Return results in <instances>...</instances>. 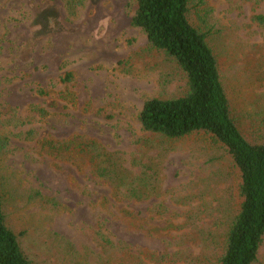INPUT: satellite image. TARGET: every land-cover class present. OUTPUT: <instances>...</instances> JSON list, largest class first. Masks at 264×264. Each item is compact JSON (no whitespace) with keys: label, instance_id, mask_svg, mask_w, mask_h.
I'll list each match as a JSON object with an SVG mask.
<instances>
[{"label":"rangeland","instance_id":"obj_1","mask_svg":"<svg viewBox=\"0 0 264 264\" xmlns=\"http://www.w3.org/2000/svg\"><path fill=\"white\" fill-rule=\"evenodd\" d=\"M204 1L232 116L260 142L264 26L253 17L264 0ZM135 9L136 0H0V189L7 224L35 264H218L239 174L208 135L142 131L143 103L182 95L185 78L131 26ZM73 135L155 193L131 199L127 180L114 200L117 181L97 177L90 155L52 153ZM255 264H264V237Z\"/></svg>","mask_w":264,"mask_h":264},{"label":"trees","instance_id":"obj_2","mask_svg":"<svg viewBox=\"0 0 264 264\" xmlns=\"http://www.w3.org/2000/svg\"><path fill=\"white\" fill-rule=\"evenodd\" d=\"M208 7L204 0H136L131 26L145 35L152 49L172 58L185 78L182 95L146 100L138 120L142 131L157 134L165 140H180L201 133L223 147L239 174L240 202L221 237L223 250L217 263L255 264L264 237V136L260 142L251 143L242 135L232 116L217 56L208 42L213 35V26L207 19ZM192 18L198 23L193 24ZM253 21L264 26V15L254 16ZM71 80V72L60 78L63 83ZM38 93L45 95L43 91ZM53 145L50 146L51 151L54 149L52 153L65 161L79 159L81 152L90 155L88 164L93 173L99 172L97 177L117 181L111 184L110 196L114 200L124 194L127 180L131 199L142 200L155 193L156 187L150 189L143 182L135 184L128 169L114 164L105 167L107 162L101 159L102 153L94 149L96 143L93 140L73 135L65 141L53 142ZM43 147H46L45 143ZM37 197L48 204V198L39 194ZM3 203L0 189V264H35L22 250L17 233L8 226ZM102 204L106 207L108 197L102 198ZM127 213L126 216L130 215V211Z\"/></svg>","mask_w":264,"mask_h":264}]
</instances>
